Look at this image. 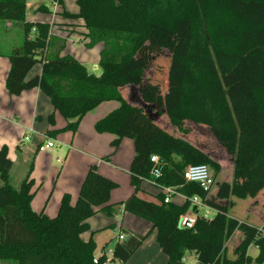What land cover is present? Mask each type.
I'll return each mask as SVG.
<instances>
[{
	"label": "trees",
	"instance_id": "obj_1",
	"mask_svg": "<svg viewBox=\"0 0 264 264\" xmlns=\"http://www.w3.org/2000/svg\"><path fill=\"white\" fill-rule=\"evenodd\" d=\"M53 1L63 5V0ZM27 3L0 0V20L23 26L20 46L5 54L11 63L6 87L10 95L39 88L50 98L55 112L67 121L63 129L48 131L50 137L62 130L76 132L88 112L103 102L118 101L119 107L98 120L95 129L114 134L111 145L116 148L125 138L133 140L130 173L136 193L152 178L153 155L160 157L162 165L157 182L175 186L187 198L208 196L200 184L185 180L188 166L205 164L215 175L221 171L209 153L157 123L165 113L181 134L190 132L187 122L210 128L233 158V181L227 188L232 196L256 197L264 189V0H77V12L64 9L62 14L84 21L86 47L101 45L100 75L74 56L61 55L66 39L53 36L50 23L28 21ZM38 9L49 13L46 5ZM166 53L180 86L179 98L170 106L145 86L147 71ZM38 63L41 73L28 78ZM126 86L133 89L130 100L123 95ZM136 88L139 95L134 93ZM48 121L56 125L55 113ZM13 165L3 145L0 264H103L104 255L94 262L93 238L86 241L82 235L90 230V217L99 212L115 216L120 208L152 223L168 264H177L188 253L197 256L198 264L264 263V234L257 226L219 209L212 218L198 215L193 228H182L180 220L191 201L165 202V195H160L159 203L136 193L124 202L110 203L118 184L99 173L95 164L75 204L66 193L55 217L36 212L34 161L19 187L11 182ZM218 198L217 193L207 203L222 206ZM237 230L243 237L235 258H229L225 244ZM145 238L132 235L119 242L115 257L127 262ZM251 245L259 250L256 258L248 254Z\"/></svg>",
	"mask_w": 264,
	"mask_h": 264
},
{
	"label": "crops",
	"instance_id": "obj_2",
	"mask_svg": "<svg viewBox=\"0 0 264 264\" xmlns=\"http://www.w3.org/2000/svg\"><path fill=\"white\" fill-rule=\"evenodd\" d=\"M53 3L54 1L51 0L52 5ZM40 6L35 5L31 16L27 14L28 21L50 23L52 35L56 38H63L66 39V42L75 41L85 45L87 41L84 34L87 30L84 27V21L68 18L62 14L64 9L69 11L66 8V0H63V5L58 3V7L54 8V12L47 6L49 13H45L42 9H38ZM69 12L75 13V11ZM22 27L20 23L0 20V52H2V55H0V147L3 145L8 147L9 157L14 162L13 166L17 163L16 152H24L26 162L34 159L35 167L31 178L35 181L33 190L36 193L32 201L33 209L36 212L44 211L49 217H55L58 214L62 197L66 193L71 195L72 204H75L87 172L90 166L94 164L98 166L99 173L118 184V187L112 191L110 203L126 201L136 193L130 173V166L135 156L134 142L132 139L131 141L129 138H125L120 146L116 148L111 145V142L115 139L114 134L99 133L95 129L96 122L119 107L120 103L116 101L103 102L84 116L76 132L70 133L67 131L56 137H50L48 131L63 129L67 125L66 119L58 111L55 112L50 98L39 88L24 91L20 95H10L8 92L6 79L11 63L5 54L20 46L23 36ZM96 47H98L100 53L101 45H97L91 50H96ZM66 54L74 56L85 65L87 64V56L84 53H74L66 46L61 55ZM41 71L42 64L38 63L30 71L28 78L39 75ZM52 113H55V126L48 121V116ZM48 137L60 142L61 149H58V153L62 154L64 159L61 161L62 165L59 172L52 164L53 159L51 156L52 148L56 144L50 149H42L47 143ZM23 138L33 143L27 149L23 143ZM53 177L57 184L55 191H53V188L50 189ZM147 182L144 181L141 184L139 191L136 193L137 196L159 203L160 195L164 194L157 186L153 185L154 188H152L151 184ZM40 183H42L41 187ZM207 201L208 199H206V203ZM171 202L182 205L186 200L182 195H176ZM197 212H201L200 207L192 205L185 214H197ZM87 222L90 230L85 232L82 237L86 241L93 238L96 243V256H100L106 247L113 246L120 232L126 235V240L132 235L146 236L140 247L127 262H122L114 255L110 264H168L169 258L162 251L157 241V230L153 229L150 221L120 208L115 216L110 217L99 212L90 217ZM118 224L120 229H118ZM263 224L264 221L262 225L253 226L261 229L264 228ZM125 239L118 241L116 245L119 242H124ZM252 246L255 245L250 246L248 254L252 258H256L259 250L255 246L256 253L253 254L251 251ZM194 257L198 264L195 254Z\"/></svg>",
	"mask_w": 264,
	"mask_h": 264
},
{
	"label": "rangeland",
	"instance_id": "obj_3",
	"mask_svg": "<svg viewBox=\"0 0 264 264\" xmlns=\"http://www.w3.org/2000/svg\"><path fill=\"white\" fill-rule=\"evenodd\" d=\"M42 4H45L46 6L50 7L51 11L54 12L55 6L51 4V0H29L27 14L31 16L32 10L34 9L35 5L39 6ZM66 8L72 12L78 11L77 0H66ZM66 46L68 49H70V51H74V53L80 52L86 54V65L90 72L96 75H100L102 73V68L99 65L100 53L98 52V47L95 48L96 50H91V48L86 47L83 43H78L75 41L66 42ZM168 57L169 56L166 53L156 58L152 67H150L147 71L148 79L145 86L146 88L154 92H158L163 97L165 103L170 106L175 103L179 98L180 86L176 81L175 75L170 71ZM139 89L140 88L134 89V93L136 95H139ZM122 91L124 97L130 100L133 89L129 86H126L125 88H123ZM116 102L119 103L118 101ZM157 123L163 128L167 129L169 132L185 138L190 143L198 146L204 152L209 153L214 159L219 162L221 166V171L217 175H215L213 170H211L212 175L215 178V185L208 192L209 195L207 199L211 200L213 197L216 198V195L218 193L220 195V198H218V200L223 205L213 207L208 204V208L200 207L201 212H207L209 210L211 216L214 217L220 209L224 212H228L231 217L246 222L250 225H262L264 221V189L256 197H248L245 199L232 196L229 192H227V188L229 189L233 181V158L228 154L226 148L218 140H216L209 127L194 125L193 123L187 122L186 125L191 128L190 132L188 134H181L171 125L170 119L166 113L160 117ZM67 131L69 130H62L59 134H62ZM69 132L73 133L72 131ZM23 141L24 145L26 146V149L33 144L32 142L27 141L25 139ZM59 143V140L58 142H56V140L54 139V144H56V146L53 147L51 151V156L53 159L52 164L56 167L58 172L60 171V167L62 165L61 161L64 159L63 155L58 153V149H61ZM16 154L17 163L15 164V166H13L11 170V182L15 187H19L23 179L26 177V173H28L31 163L34 159L30 160L31 163L28 160V162H26L24 152H16ZM39 185L41 187L42 183H40ZM151 186L152 188H154L152 184ZM52 188L54 189L53 191H55L57 188V184L54 181V177L51 180L50 189ZM155 188L158 189L157 187ZM53 196H55V194H53ZM228 201L232 202L233 204L230 203V205L226 208L225 204L228 203ZM242 237V233L240 231L238 232L237 230L235 231L232 238L226 242L225 253L229 258H235V249L238 243L241 242ZM251 251L253 254L256 253L255 246H252ZM186 256L187 257H185L182 261H179L178 263L197 264L194 254H187Z\"/></svg>",
	"mask_w": 264,
	"mask_h": 264
},
{
	"label": "built area",
	"instance_id": "obj_4",
	"mask_svg": "<svg viewBox=\"0 0 264 264\" xmlns=\"http://www.w3.org/2000/svg\"><path fill=\"white\" fill-rule=\"evenodd\" d=\"M53 5L55 8L58 7V1H54ZM47 143L42 147V149H50L54 146V139L47 138ZM151 161L153 163L152 167V178L147 179L149 183H151L154 186H157L160 191L165 195V202H171L172 198L176 195H182L185 200L189 199L192 203V205H196L197 207H205L208 208V204L206 203V199L201 198L199 196H193L191 198H187L184 194L180 193L175 186H164L157 182V179L162 176V165L161 160L158 155H153L151 157ZM184 178L187 182H195L200 184V186L207 192L211 190V188L215 185V178L212 175L211 169L208 165L205 164H197V165H190L186 168L184 172ZM203 216L205 218H210L211 213L209 210L207 212H197L193 214H184L180 220V226L182 228H193L196 224L197 217ZM120 225L118 224V227ZM120 229V227L118 228ZM261 233L264 234V229H260ZM126 235L123 232H120L118 237H116L113 246H108L105 248L104 252L101 255H104L106 257L105 262L103 264H110L111 260L114 257V249L116 246V243L120 240L125 239ZM98 257L96 256L94 258V262L98 261Z\"/></svg>",
	"mask_w": 264,
	"mask_h": 264
}]
</instances>
